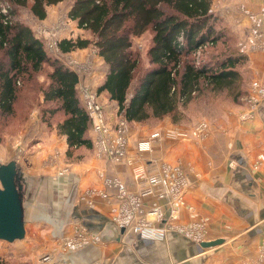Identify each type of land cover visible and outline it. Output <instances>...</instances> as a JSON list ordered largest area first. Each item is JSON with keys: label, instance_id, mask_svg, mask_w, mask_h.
I'll list each match as a JSON object with an SVG mask.
<instances>
[{"label": "crops", "instance_id": "1", "mask_svg": "<svg viewBox=\"0 0 264 264\" xmlns=\"http://www.w3.org/2000/svg\"><path fill=\"white\" fill-rule=\"evenodd\" d=\"M57 7H48L47 16L41 21H52ZM212 10L221 19L219 27L236 41L246 43L248 36L258 34L260 48L246 54L245 70L251 80L263 78L264 0H214ZM82 32L83 39H91L88 32ZM100 60L95 71L97 85L105 68ZM99 97L113 120L116 102L109 100L107 93ZM247 111L248 105L240 97L233 111L227 112L228 116L211 121L206 138L170 140L160 135L152 140L150 150L144 152L137 151V142L148 139L154 131L191 128L171 123L168 116L129 125L128 154L148 173L156 172L162 162H180L185 167L189 180L185 205L180 207L173 223H203L206 232L202 241L222 239L221 243L202 247V241L173 229L164 238L155 239L121 230L113 218L115 197L99 194L104 189L101 175L118 176L137 191L143 184L133 181L132 167L125 162L99 159L92 149L81 148L74 152L81 155L79 158L65 162L67 147L62 139L57 147L37 142L28 149L31 156L20 164L24 172L20 184L25 236L17 240L20 247L12 250L16 245H11V251L4 249L5 241L0 240V256L6 259L13 256L21 264H257L259 253H264V100L251 116L247 117ZM87 135L93 139L91 126ZM232 141L234 146L229 148ZM54 149L63 157L55 158V162L51 158ZM63 167L67 172L58 174ZM88 190L92 193L86 194ZM143 205L145 210L160 207L163 211L160 219L153 215L146 218L162 226L170 212L169 203L148 196ZM76 226L99 235V242L74 250L62 247V236L72 233ZM45 253H52L51 261L40 260Z\"/></svg>", "mask_w": 264, "mask_h": 264}, {"label": "trees", "instance_id": "2", "mask_svg": "<svg viewBox=\"0 0 264 264\" xmlns=\"http://www.w3.org/2000/svg\"><path fill=\"white\" fill-rule=\"evenodd\" d=\"M213 1L72 0L67 18L91 39H62L58 47L62 54L91 47L97 51L105 67L97 93H107L117 104V114L129 125L167 116L171 123L179 124L184 108L199 94L202 84L221 90L241 82L240 70L250 76L245 70L248 57L239 41L219 27L221 19L212 10ZM61 2L0 0V5H9L8 15L0 14V115L14 114L22 89L48 65L47 81L39 89L46 106L41 117L48 124V119L60 116L55 130L64 136L65 153L71 158L77 149L93 146L87 135L91 122L76 89L77 74L51 58L43 40L17 17V8L28 6L34 18L44 20L46 9ZM147 32L152 35L149 64L135 78L140 60L134 41ZM200 48L204 50L197 63ZM207 48H218L222 55L204 61ZM239 94L238 98L244 92ZM0 264L10 262L0 256Z\"/></svg>", "mask_w": 264, "mask_h": 264}, {"label": "built area", "instance_id": "3", "mask_svg": "<svg viewBox=\"0 0 264 264\" xmlns=\"http://www.w3.org/2000/svg\"><path fill=\"white\" fill-rule=\"evenodd\" d=\"M9 5L2 3L0 5V14L4 17L8 15ZM248 14L247 11H244ZM67 15V14H66ZM264 17V11L262 12ZM66 19L70 21L67 16ZM36 38H40L44 42L46 52L55 53L64 58L63 64L72 69L78 77L76 85L80 102L86 111L93 132L92 151L95 157L104 159L109 162L120 163L125 162L132 167V179L137 184H143L142 187L135 191L130 189L126 183L118 176L101 175V183L104 187L100 191L101 196L112 194L117 204L114 210V222L120 228L128 229L132 233L143 238H164L167 231L173 229L184 234L196 241H202L206 227L203 223H191L185 225H177L173 223L178 216L180 207L185 205V193L189 186L188 176L185 167L180 162H162L158 170L154 173H148L145 167L139 163L137 159L128 154L127 147L130 137L129 124L121 114H116L112 120L106 112V108L97 93L96 66L92 64V59L79 60L77 57L69 56L70 54H62L59 50V42L65 38H50V32L45 30L34 32ZM180 41L182 39L180 38ZM258 34L253 33L247 37L246 43L239 42L240 50L247 54L259 50L257 46ZM262 49V47H261ZM92 55L101 61L97 55V51L93 48ZM99 65V64H98ZM103 65V64H102ZM264 100V78L254 79L251 81L250 93L246 99L248 105L247 117L255 107ZM35 113H32L34 116ZM245 118L244 115L241 116ZM210 125L208 121L202 120L197 122L189 131L182 130H166L154 131L148 139L137 142V151L144 152L150 150V143L153 139L163 135L170 140L180 138H194L202 140L209 135ZM55 155L53 156L54 160ZM67 168L59 169L58 174H64ZM92 190L86 191L91 194ZM154 196L161 200H166L170 206L168 217L162 226L152 224L147 215H153L154 218L160 219L163 211L159 206L144 209V198ZM143 216V217H142ZM99 242V235L90 232L84 227L76 226L72 233L63 235L61 238L62 247L67 249H78L89 244ZM52 253H45L40 257L43 262L51 261ZM260 264H264V260H259ZM66 264V263H64ZM93 264H99L95 262Z\"/></svg>", "mask_w": 264, "mask_h": 264}, {"label": "rangeland", "instance_id": "4", "mask_svg": "<svg viewBox=\"0 0 264 264\" xmlns=\"http://www.w3.org/2000/svg\"><path fill=\"white\" fill-rule=\"evenodd\" d=\"M61 3L62 4H60L58 7L57 5L54 6L58 8L57 10H55L54 19L52 21L48 19L49 21L46 20L45 22H42L41 20H37L30 14L28 8L30 4L29 1L28 6L17 8L18 20L23 24L28 25L34 32H36V30L37 32L41 30L50 32L51 39H53L54 37L65 39H76L79 37L84 38L83 36L85 34L82 32L83 30H77L75 24L69 23L66 19V8L70 6L72 0H63V2ZM151 38L152 35L147 32L146 34H144V36L134 41L133 48L138 52L140 60L138 69L135 73V78H137L136 74L141 72V69L149 64L147 51L151 45ZM92 49L93 48L91 47L85 50H77L69 53V56L77 57L79 58V60L83 61L89 60L87 59V57H89L92 59V64L100 65L101 62L97 61V58L92 55ZM203 50V48H200V52H198V54L196 55L197 63L198 58L201 56ZM222 52L223 51L218 48H207L202 55V58L205 59L204 61H208V59L210 58H218L222 55ZM47 54L51 58L58 59L61 63H63L64 61V58L60 57V55L58 54L50 52H47ZM246 64L248 63L246 62ZM50 69L51 68L48 65L44 66L42 71L34 75V78L29 82L28 86L22 89L13 115H0V164H5L11 160H15L17 162L18 171L22 175L24 172L20 164H22L25 158L31 156L30 152H28V149L30 150L31 146H33L37 142H42L45 147H50L52 145L57 147L59 143H62V139H64L62 135L56 132L54 125L57 118L59 119L60 116L52 119V123L48 119V124L45 120H43L46 118L41 117L40 111L46 106H44V103H42L41 101V91L39 89L47 81V76L50 72ZM240 72L242 74V80L240 83L237 82L233 86L226 87L221 90L216 89V91L211 87L202 84L200 86L201 91L199 92V94L196 95L184 108L183 116L181 117L180 123L178 125H183L185 127L191 128L197 122L202 120L208 121L209 125H211V121L217 122L219 118L228 116V111H233L236 104L240 101V98H238V96L240 95L239 93L244 92V95L241 97V99L243 102L246 101L250 93L252 80L250 76H248L247 74H243L241 70ZM34 112L35 115L32 116V113ZM36 128L39 129V132H36L38 135L35 133ZM44 136H46V139H43ZM63 141H65V139ZM233 146V141L228 143L229 148H232ZM52 151L53 152L51 158H53V156L55 155L53 160V162H55V158L59 159L60 153H58V150L56 149ZM79 156L81 155L72 154L71 158H67L65 154V156H63L64 158H60H63L65 162H67L66 159L73 162V158H78ZM2 243H4L3 245H5L3 246L4 249L6 247L8 251H11V245H16L12 250H15L17 245H19L20 247V243L17 240L14 242L5 241ZM258 256L259 259L257 261V264H260L259 260H264V253H259ZM8 260L10 264H21V261H17L15 258H13V256L11 258H8Z\"/></svg>", "mask_w": 264, "mask_h": 264}, {"label": "water", "instance_id": "5", "mask_svg": "<svg viewBox=\"0 0 264 264\" xmlns=\"http://www.w3.org/2000/svg\"><path fill=\"white\" fill-rule=\"evenodd\" d=\"M20 178L15 160L0 164V240L7 242L25 236ZM221 242L222 239H215L202 241L200 245L211 247Z\"/></svg>", "mask_w": 264, "mask_h": 264}]
</instances>
